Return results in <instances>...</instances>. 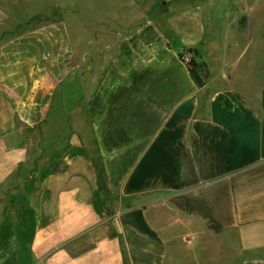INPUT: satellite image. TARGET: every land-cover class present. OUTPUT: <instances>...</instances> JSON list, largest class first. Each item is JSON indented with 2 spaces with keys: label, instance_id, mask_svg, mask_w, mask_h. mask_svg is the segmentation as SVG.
<instances>
[{
  "label": "crops",
  "instance_id": "1",
  "mask_svg": "<svg viewBox=\"0 0 264 264\" xmlns=\"http://www.w3.org/2000/svg\"><path fill=\"white\" fill-rule=\"evenodd\" d=\"M28 2L0 0L4 34L28 27ZM227 3L208 35L199 6L127 0H102L75 41L60 22L0 35V189L51 199L45 236L75 247L68 264H264V7ZM54 91L68 115L52 114Z\"/></svg>",
  "mask_w": 264,
  "mask_h": 264
},
{
  "label": "rangeland",
  "instance_id": "2",
  "mask_svg": "<svg viewBox=\"0 0 264 264\" xmlns=\"http://www.w3.org/2000/svg\"><path fill=\"white\" fill-rule=\"evenodd\" d=\"M30 8V19L28 21V27H20L13 29L12 34H4V29H0V35L15 36L20 32L28 30L32 32L42 26H47L51 23L60 22L65 25V28L70 38H80V36L89 35L86 25L88 23H96L101 19V4L102 0H28ZM105 1V0H104ZM129 2L144 4L161 5L167 4H187L192 7H200L202 10L203 22L206 27V35L210 29L212 19L225 20L229 18V7L227 0H127ZM258 2V7L261 9L264 7V0H255ZM114 0H109V3H113ZM116 2V0H115ZM21 3L18 2V5ZM258 12V11H257ZM217 32L221 27L225 30V26L220 23ZM221 29V31H222ZM69 77L64 79L62 83H68ZM59 84L57 86H60ZM67 86V85H66ZM59 90V89H58ZM57 90V92H58ZM66 93L68 90H65ZM56 91L50 92L48 97V104L52 105V114L54 116H65L69 114L68 105H64L63 102L69 101L70 94L62 96L60 99V93ZM74 110H77L74 108ZM82 117L81 123L76 124L75 130L77 139L80 140L82 146L84 142V128L85 123ZM54 127H59V123L53 126L51 125L50 133L54 132ZM17 131L25 132L26 129L21 125L18 126ZM19 139H17L18 146L20 148ZM79 144V143H78ZM5 157L0 156V165L4 164ZM8 163V162H7ZM21 169V168H20ZM2 175L5 173L2 172ZM21 171H18L16 178L21 180L18 184L22 183V177H25ZM31 181V180H30ZM29 181V182H30ZM27 183L25 187L20 186L15 189L7 188L0 189V264H68L70 255L75 257V247L70 248V241L65 240L60 243H56L57 240H62L63 235L60 231H53L55 233L47 234L45 236L44 229L52 223V217L49 213L51 208V199H31L35 192V185ZM99 195L97 200L102 201L104 207L109 209L114 206L113 198L106 194V190L103 187V183L99 181ZM29 198V199H28ZM116 205V204H115ZM125 207L129 206V203L124 204ZM110 228L106 231H98L89 236H83L79 238L77 243L80 246L77 247L78 255H84L86 246L89 250L95 246L99 239L105 236H110ZM261 237V236H260ZM262 238V237H261ZM257 242V241H256ZM75 243V242H74ZM223 254V252H222Z\"/></svg>",
  "mask_w": 264,
  "mask_h": 264
},
{
  "label": "trees",
  "instance_id": "3",
  "mask_svg": "<svg viewBox=\"0 0 264 264\" xmlns=\"http://www.w3.org/2000/svg\"><path fill=\"white\" fill-rule=\"evenodd\" d=\"M183 52H180L179 55L181 57ZM185 53H187L188 55L192 54L193 56L190 57V62L187 64V68L190 72V74L192 75V77L194 78V80L196 81V83L198 84V86H202L204 80L207 77V68L206 65L204 63H198L197 61H195V54L194 51L192 50H187Z\"/></svg>",
  "mask_w": 264,
  "mask_h": 264
},
{
  "label": "built area",
  "instance_id": "4",
  "mask_svg": "<svg viewBox=\"0 0 264 264\" xmlns=\"http://www.w3.org/2000/svg\"><path fill=\"white\" fill-rule=\"evenodd\" d=\"M180 59L185 63L188 64L190 62V57L188 54L186 53H182Z\"/></svg>",
  "mask_w": 264,
  "mask_h": 264
}]
</instances>
